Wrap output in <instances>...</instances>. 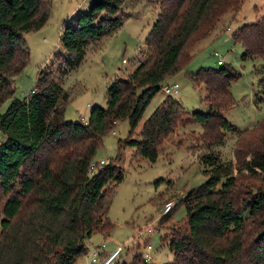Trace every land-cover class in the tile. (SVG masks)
I'll list each match as a JSON object with an SVG mask.
<instances>
[{
	"label": "trees",
	"instance_id": "16d2710c",
	"mask_svg": "<svg viewBox=\"0 0 264 264\" xmlns=\"http://www.w3.org/2000/svg\"><path fill=\"white\" fill-rule=\"evenodd\" d=\"M125 1L91 0L87 12L65 21L64 52L56 56L59 76L53 68L40 70L32 93L17 98L13 97L15 77L30 58L24 32L46 23L50 0H0V103L13 97L0 114V129L6 137L0 144V264H75L87 253L93 233L109 235L115 225L108 211L113 192L123 180L115 162L123 146L137 147V153L155 161L158 147L190 116L202 123L204 131L196 138L207 145L222 144L226 130H235L239 150L243 135L253 138L264 131L262 121L237 130L222 115L235 104L231 83L241 75L222 65L201 67L192 75L206 86L203 100L209 112L190 113L169 95L144 121L141 137L132 136L162 83L190 61L197 44L223 16L237 12L244 0H152L159 12L137 67L110 82L105 107H93L84 122L66 120L65 104L71 93L62 77L80 65L103 35L122 24L118 13ZM234 39L244 48L243 58L264 61V7L255 22L236 30ZM261 69L264 81V63ZM124 119L129 120L131 130L128 138L119 141L116 161L91 170L102 137ZM250 152L251 158L239 168L219 153L203 155L210 177L184 199L187 220L171 228L169 245L175 258L164 264H263L264 189H240L235 174L239 169L249 175L264 172V150ZM222 177V187L217 189ZM172 211L161 217L162 225L169 222ZM251 221L261 227L255 241L250 237Z\"/></svg>",
	"mask_w": 264,
	"mask_h": 264
},
{
	"label": "rangeland",
	"instance_id": "374dc122",
	"mask_svg": "<svg viewBox=\"0 0 264 264\" xmlns=\"http://www.w3.org/2000/svg\"><path fill=\"white\" fill-rule=\"evenodd\" d=\"M90 3L91 0H50V15L46 23L41 28L24 32L30 58L24 70L15 77L13 97L26 98L31 94L42 69L53 68L55 75L59 76L57 64L60 59H56V56L64 52L61 34L65 21L87 12ZM263 7L264 0H244L237 12L223 16L214 31L197 44L190 61L162 83V88L146 107L132 136L141 137L144 121L169 95L179 100L190 113L209 112L210 108L203 100L206 86L192 78L193 73L201 67L231 66L241 74L231 83L235 104L221 112L237 130L251 128L258 121L264 123V81L261 73L264 61L257 57L243 58L244 48L234 39V33L242 24L255 22L263 14ZM158 12L159 5L152 0L124 2L118 13L122 24L103 35L97 42L98 45L89 48L80 65L62 77L63 86L71 93L70 100L65 104L66 120L84 122L93 107L107 105V88L110 82L117 77H126L143 57L145 40ZM218 59H222L223 64H218ZM182 60L186 61L187 57ZM166 85H177L179 91L168 94L163 88ZM13 97L0 103V114L6 111ZM130 130L128 119L118 121L102 137L94 160L103 159L106 164L116 161L114 159L119 153V141L128 138ZM203 131L202 123L190 116L180 124L176 134L170 135L158 147L155 161L137 153V147H122L120 158L115 163L121 167L123 180L113 192L108 211L115 227L109 235L93 233L87 241V253L80 256L75 264H86L97 250L106 254L118 247L122 251L112 264H164L174 260L175 254L169 245L173 233L171 228L176 224H184L187 220L184 203L187 194L201 187L210 177L207 171L209 165L204 162L203 155L209 152L219 153L224 161H232L239 168L243 166L245 159L251 158V150H264V131L259 136L252 135L253 138L243 135L239 150L237 131L226 130L223 143L213 145L198 141L196 136ZM5 139V134L0 129V144ZM251 144H254L252 148ZM244 171L235 170L240 189H264V172L249 175ZM223 181L222 177L217 189L222 187ZM169 200H174L175 204L169 222L162 225L160 219ZM2 218L0 205V222ZM251 224L252 221L249 224L250 237L251 241H255L261 227L257 222H253L252 226ZM181 228L186 226L182 225ZM147 244L152 245L150 260L143 255ZM255 253H258L257 249ZM262 262L264 264V258ZM248 264L255 263L249 261Z\"/></svg>",
	"mask_w": 264,
	"mask_h": 264
},
{
	"label": "built area",
	"instance_id": "2783aa9c",
	"mask_svg": "<svg viewBox=\"0 0 264 264\" xmlns=\"http://www.w3.org/2000/svg\"><path fill=\"white\" fill-rule=\"evenodd\" d=\"M216 54H218V52H216ZM219 55V54H218ZM218 64H223V60L222 59H218ZM164 90L168 93V94H172L175 92H178L179 89L177 87V85H175L174 87L171 86H164L163 87ZM106 161L105 160H100V161H96L94 160V158L91 160L90 162V169L91 170H97L100 168V166H102L103 164H105ZM174 200H169L166 204H165V208L163 210L164 213H167L169 211H171V209L174 206ZM151 249H152V245L151 244H147L145 245V251L143 253L145 259L150 260L152 258L151 256ZM122 251L121 247L116 248L114 251L112 252H108L106 254H101V252H99L98 250L88 259L86 264H112L115 259L120 255Z\"/></svg>",
	"mask_w": 264,
	"mask_h": 264
}]
</instances>
